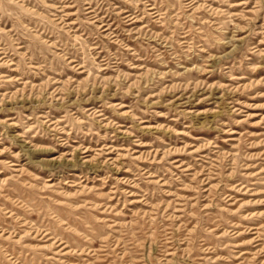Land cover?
Returning <instances> with one entry per match:
<instances>
[{
  "label": "rangeland",
  "instance_id": "374dc122",
  "mask_svg": "<svg viewBox=\"0 0 264 264\" xmlns=\"http://www.w3.org/2000/svg\"><path fill=\"white\" fill-rule=\"evenodd\" d=\"M0 264H264V0H0Z\"/></svg>",
  "mask_w": 264,
  "mask_h": 264
}]
</instances>
